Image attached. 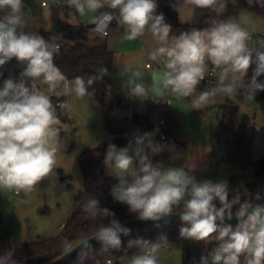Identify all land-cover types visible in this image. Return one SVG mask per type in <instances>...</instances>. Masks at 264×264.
<instances>
[{
    "label": "clouds",
    "instance_id": "9594fccd",
    "mask_svg": "<svg viewBox=\"0 0 264 264\" xmlns=\"http://www.w3.org/2000/svg\"><path fill=\"white\" fill-rule=\"evenodd\" d=\"M182 2L215 13L207 20L209 26L172 34L164 14L157 13V0H67V7L74 10L73 18L89 16L92 31L101 37L109 35L115 22L118 29H123L124 40L133 41L149 33L157 41L159 46L147 53V59L163 71L153 72L149 85L141 71L125 69L127 95L131 98L160 102L169 92L177 99L194 96L191 107L200 110L214 103L218 95L235 96L238 82L250 68V99L264 91V80L258 79L264 75V40L259 47H250V33L240 18H220L229 0ZM256 4L264 8V0H256ZM47 6L45 0L42 7ZM26 7L24 0H0V13H4L0 16V68L13 59L24 65L18 79L6 78L0 87V190L17 195L32 192L53 172L61 150L60 116L70 117L76 111L71 100L56 104L52 96H75L78 100L91 97L88 89L95 80L83 76L68 79L54 61L59 45L39 32L24 31ZM173 7L179 11L180 0ZM209 65L211 75L218 73L217 83L194 95ZM107 71L100 69L102 74ZM38 81L47 86V93ZM166 152L170 160L180 158L174 144L157 141L147 132L135 135L124 147L109 144L104 163L118 181L111 187L114 200L142 221L159 222L177 215L179 235L184 239L216 240L198 264H264V204H254L264 197L260 193L253 196L243 184L233 189L226 179L198 181L186 168L166 167L163 160L154 159ZM81 207L90 219L101 221L92 238L105 250L120 249L121 235L128 236L131 230L120 223L115 212L101 207L93 196ZM234 217L238 221L235 227L225 224ZM161 239L166 240L163 236ZM82 244L91 247L88 240ZM128 247L138 249L129 264H159L160 244L137 238L129 240ZM0 264H20L14 248L0 251Z\"/></svg>",
    "mask_w": 264,
    "mask_h": 264
},
{
    "label": "rangeland",
    "instance_id": "374dc122",
    "mask_svg": "<svg viewBox=\"0 0 264 264\" xmlns=\"http://www.w3.org/2000/svg\"><path fill=\"white\" fill-rule=\"evenodd\" d=\"M42 1L24 0L27 6L24 31H57V20L62 15L55 3L56 0H48L50 1L48 7H42ZM160 1L163 0H157V3ZM180 2L178 21L182 25L189 24L196 28L201 19L198 9L184 5L182 0ZM246 2L253 5L255 0H246ZM226 11L228 14L225 19L240 18L250 34L255 35L264 31V17L246 6L238 5V1L233 4L229 0ZM2 15L4 13H0V16ZM68 20L71 22L81 21L85 25L91 24L89 16L75 15L73 18L71 15ZM91 32L93 35L96 34L92 30ZM109 32L110 35L102 37V39L115 54V70L110 76V83L106 84L103 77H94L95 80L88 89L90 93H93L91 97L81 100L75 96L66 97L72 101L76 111L69 117L68 122H61L58 125L62 132L60 136L61 150L57 153V163L53 172L28 194L21 192L17 195L14 191L0 190V232L9 234L13 244L19 245L36 241L39 238L57 236L61 232L59 226L62 223L65 224L75 211L82 209L76 202L77 194L84 188L78 156L82 151L94 148L100 143H106L107 147L109 144H113V136L106 129V120L109 114L118 119L127 118L129 121L133 119L134 115L147 116L149 124L153 126L150 133L154 139L159 135V120L162 117L177 122L176 140L180 145L175 151L180 153V158L174 161L170 160L168 166H182L189 170L198 181L226 179L230 187L236 189L254 177L252 167L241 169L228 166L225 163L226 150L217 141L216 131L223 116L222 104L229 97L218 95L214 103L196 110L191 107L194 96L177 99L169 92L167 95L171 99V104L159 111L153 110L151 99L141 101L127 95V75L123 73H125V69L139 70L144 74L143 80L151 85L153 72L163 71L162 67L153 69L146 66V63L155 64L147 59V53L159 46L157 41L149 33L133 41L124 40L123 29H118L114 24L110 25ZM180 32L181 29L173 31L172 34L178 35ZM249 45L255 48L254 42ZM23 67V64L13 59L0 68V72H4L7 78L18 79ZM217 76L209 84V88L216 85ZM98 82H101L102 85H99ZM37 83L47 93V86L40 84L39 81ZM208 87L198 85L194 95L208 90ZM237 88V94L229 99L238 106V124H243L245 115L250 118L246 127L252 141L251 159L256 161L264 154L262 136L264 99L258 98L256 94L254 99H250L251 91L248 88L246 77L238 82ZM102 91L105 92L103 97ZM112 93L121 96L124 99V105L110 111L108 103L109 95ZM132 128L136 131L141 130V127L134 124H132ZM106 174L113 177L108 173L107 168ZM65 177L71 178L72 188L69 181L64 179ZM232 178H234L233 181ZM173 247L175 251L169 252L168 247L160 245L159 264H182V246L176 244ZM115 259L118 264H129L130 258L127 255H121Z\"/></svg>",
    "mask_w": 264,
    "mask_h": 264
},
{
    "label": "trees",
    "instance_id": "16d2710c",
    "mask_svg": "<svg viewBox=\"0 0 264 264\" xmlns=\"http://www.w3.org/2000/svg\"><path fill=\"white\" fill-rule=\"evenodd\" d=\"M237 1L238 5L246 6L264 17V8L259 7L256 4V0L253 5H249L246 0ZM176 4H178V0H163L158 3L157 13L164 14L165 22L172 26L173 31L192 29L193 26L182 25L178 21V11L173 7ZM198 11L201 14V19L196 28L203 29L208 27L207 20L209 17H214L215 13L202 9H198ZM227 14L228 11H225L220 18L225 19ZM112 24L116 25L115 22ZM91 27L93 26L71 25L59 22L56 32L40 31L39 33L46 40L59 45V53L54 56V61L70 81L76 76H83L86 80L89 77H103L105 83L109 84L110 76L115 70V54L100 37H95L93 42H90ZM262 40H264V34L258 33L255 39V48L260 46V41ZM103 67L107 68V74L100 72ZM2 73L3 76H0V87H2L3 80L6 79L5 73ZM251 76L252 69L250 68L246 76L247 83L250 81ZM258 79L264 80V75ZM199 86L206 88L209 85L206 81H202ZM255 94L258 98L264 99V91H258ZM65 99L67 98L52 96L53 103L56 104ZM123 105L124 99L121 96L114 93L109 95L108 106L110 111ZM222 110L223 116L217 128L216 137L218 143L226 150L225 163L228 166L241 169L252 167L254 169V177L243 186L249 191L260 187L264 182V154L260 159L252 161V141L247 133L246 125L238 124L237 122L238 106L227 98L226 102L222 104ZM60 121L68 122L69 116L61 115ZM132 124L141 127V130H134ZM58 127L60 128V126ZM152 128L153 126L149 124L147 116L134 115L133 119L129 121L127 118L118 119L109 114L106 120V129L113 136V144L117 147L126 146L135 135L150 133ZM177 130V122L167 119L164 140L174 144L175 149L180 145L176 140ZM262 136L264 139V127L262 128ZM155 140L161 141L162 139L157 136ZM106 149V143H100L96 147L86 149L79 154L78 162L84 188L77 194L76 202L79 206H82L89 197L93 196L100 201L101 207H107L115 212L116 218L120 223L136 219L138 217L129 213L126 205L116 202L111 195V187L118 181L115 177H110L106 174V165L104 163ZM154 159L163 160L166 167L170 164L169 153L167 152ZM234 178H232V181ZM64 179L69 181V185L72 188L71 178L65 177ZM176 211H179V209ZM100 223V220L90 219L87 213L80 209L71 215L62 227L61 232L55 237L39 238L36 241L21 243L13 247L10 235L0 232V251L11 247L15 249V258L20 261V264H44L62 255L66 251V247L71 248L83 238L95 235ZM104 223L107 224V220ZM237 223L231 225L235 227ZM159 225V227H157V224L148 225L131 230L128 236L121 235L122 246L120 249L105 250L99 242L64 264H108L107 260L115 259L121 255H127L130 258L138 249L135 247L129 248L128 241L137 238L160 245L180 244L182 246V264H198L201 255H206L217 243L214 239L195 242L182 238L179 235L181 223H161ZM162 236L166 240L161 239Z\"/></svg>",
    "mask_w": 264,
    "mask_h": 264
},
{
    "label": "water",
    "instance_id": "95a60500",
    "mask_svg": "<svg viewBox=\"0 0 264 264\" xmlns=\"http://www.w3.org/2000/svg\"><path fill=\"white\" fill-rule=\"evenodd\" d=\"M250 122V118L249 116L245 115L244 116V120H243V125H246ZM253 196L256 194V193H260L261 197H264V182L263 184L260 186V187H257L253 190H250L249 191ZM264 202V198L260 199V200H256L254 201V204H262ZM238 222L235 217L228 221V220H225V224H234ZM161 224V223H181L178 216L177 215H173L172 217L170 218H167L166 220H161L159 222H153V221H142L138 218L136 219H133V220H129V221H126V222H122L121 224L127 228H129L130 230H133V229H137V228H141V227H145V226H148V225H154V224ZM94 236V235H93ZM93 236L91 237H88V238H83L80 242L76 243L74 246L71 247V251H65L62 255L58 256L57 258L47 262V263H44V264H64L66 262H68L69 260H71L72 258L76 257L78 254L82 253L84 250L90 248V247H85L83 244H82V241L84 240H88V244L90 246H93L95 245L96 243H99V241H97L95 238H92Z\"/></svg>",
    "mask_w": 264,
    "mask_h": 264
},
{
    "label": "built area",
    "instance_id": "2783aa9c",
    "mask_svg": "<svg viewBox=\"0 0 264 264\" xmlns=\"http://www.w3.org/2000/svg\"><path fill=\"white\" fill-rule=\"evenodd\" d=\"M45 2V0L42 1V4ZM47 2V5H49V2L48 0H46ZM161 2V1H160ZM55 3L57 4L58 8L62 11H66V12H74L73 9H70L69 7H67V0H56ZM259 34H264L263 33H259ZM256 35H252L250 34V39L248 41V43H252L254 42L255 43V39H256ZM148 65L150 64H147V67ZM149 68H153V69H159L161 68L160 66H158L156 63L154 65H151V67ZM218 75V73H217ZM216 78V76H213L211 75V66L209 65V71H208V74L206 75L205 79L203 81H206L208 83V85L212 82V80H214ZM60 103V102H58ZM171 104V99L170 97L167 95V93L165 94V96L160 100V102H154L152 101L151 102V106L153 108V110H161L163 107H166V106H169ZM166 120L165 118H161L159 120V126H160V132H159V137L161 139H165V136H166V132H165V129L164 127L166 126ZM13 247H15L13 245ZM107 263L108 264H112L111 260H107Z\"/></svg>",
    "mask_w": 264,
    "mask_h": 264
},
{
    "label": "crops",
    "instance_id": "0c3cea01",
    "mask_svg": "<svg viewBox=\"0 0 264 264\" xmlns=\"http://www.w3.org/2000/svg\"><path fill=\"white\" fill-rule=\"evenodd\" d=\"M162 2V1H161ZM48 7V6H47ZM60 10V9H59ZM61 11V15H62V17L61 18H58V20H57V28H58V23L59 22H64V23H68V24H71V25H83V26H88V25H85V24H83V23H81V21H78V22H71V21H69L68 20V17L69 16H71V15H73V13L74 12H66V11H62V10H60ZM89 25H91V24H89ZM189 25V24H188ZM91 26H93L94 27V25H91ZM91 30H92V27H91V29H90V42L92 43L93 42V40H94V38L95 37H100V38H102L101 36H99L98 34H95V35H93L92 34V32H91ZM40 31H46V30H39L38 32H40ZM264 31H262L261 33H263ZM258 34V33H257ZM109 35H110V32H109ZM108 35V36H109ZM107 37V36H106ZM146 64H149V63H146ZM147 66V65H146ZM149 68V67H148ZM6 75V74H5ZM218 77V76H217ZM7 78V77H6ZM92 78H94V77H92ZM104 81V80H103ZM99 83V85H102V83L101 82H98ZM104 84V83H103ZM103 90V89H102ZM104 94H105V92H103L102 91V97L104 96ZM64 226V223H62L60 226H59V228L60 229H62V227ZM14 246H17L16 244H13ZM178 245V244H177ZM161 246H163V247H168L169 248V252H174L175 251V248L173 247V246H175V245H169V244H166V245H161ZM177 251V250H176ZM178 252H179V250H178ZM177 252V253H178ZM111 260V262H112V264H116V259H110Z\"/></svg>",
    "mask_w": 264,
    "mask_h": 264
}]
</instances>
